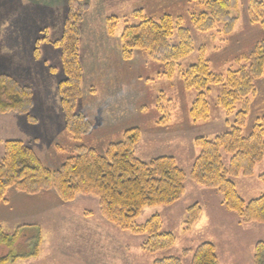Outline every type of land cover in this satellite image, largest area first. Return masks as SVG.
Returning a JSON list of instances; mask_svg holds the SVG:
<instances>
[{
    "label": "rangeland",
    "instance_id": "374dc122",
    "mask_svg": "<svg viewBox=\"0 0 264 264\" xmlns=\"http://www.w3.org/2000/svg\"><path fill=\"white\" fill-rule=\"evenodd\" d=\"M68 1L0 0V74L30 89L33 102L30 119L15 113L0 114V160L4 142L18 140L29 146L45 167L55 170L77 146L65 132L59 97V84L65 75L61 50L56 44L63 34ZM85 3L88 11L81 18L76 43L82 79L76 112L82 111L93 129L81 144L102 154L108 145L122 139L124 131L138 128L140 137L132 148L135 159L148 163L171 157L188 176L199 154L194 141L199 137L213 139L230 131L234 113L241 105L237 103L232 114H225L217 106L222 87L211 85L207 91V120L192 122L189 109L196 91L185 88L181 72L200 58L211 72L223 76L239 66L247 67V58L264 41V27L249 22L247 0H238L237 9L231 13L236 22L229 32L221 23L207 32L195 30L193 18L207 10L189 0ZM134 14L140 17L137 19ZM165 15L179 19L180 26L191 34L192 52L177 63L174 72L165 75L164 64L145 51H136L131 60H123L120 36L124 27L136 25L140 19L158 22ZM112 17L118 22L110 36L107 20ZM176 41L175 31L169 42ZM254 87L256 94L249 98L243 136L249 135L255 117L264 115V75L254 81ZM164 115L169 121L162 126L158 122ZM61 147L68 152L60 151ZM222 159L227 166L229 156L222 154ZM263 172L264 158L250 177L232 178L245 202L262 194L258 176ZM184 188V195L174 205L146 207L135 220L141 226L158 216L161 230L175 237L171 249L154 254L142 251L144 236L120 231L106 221L93 197L78 195L71 202L62 203L53 190L36 196L10 190L5 196L7 202L0 204L1 232L12 235L16 228L26 225L18 241L24 245L33 235L28 228L35 226L41 243L36 258H15L6 264H153L165 257L190 264L193 251L203 243L215 247L219 264H253L255 244L264 243V224H241L237 215L224 208L217 191L196 185L189 178ZM193 205L200 212L186 229V211ZM185 251L188 253L184 255ZM25 253L24 248L0 246V257Z\"/></svg>",
    "mask_w": 264,
    "mask_h": 264
},
{
    "label": "trees",
    "instance_id": "16d2710c",
    "mask_svg": "<svg viewBox=\"0 0 264 264\" xmlns=\"http://www.w3.org/2000/svg\"><path fill=\"white\" fill-rule=\"evenodd\" d=\"M207 11L193 18L192 26L198 32H207L216 24H222L226 32L232 30L236 18L231 13L237 9L238 0H189ZM88 11L85 0H69L68 15L63 34L57 46L61 50V65L65 79L59 84L61 110L65 121V132L76 143V147L55 170L45 167L35 152L23 142H4L3 157L0 160V204H5L6 194L13 190L26 196H36L43 191L53 190L62 203L71 202L75 196H90L97 200L100 215L120 231L146 239L142 251L154 254L171 249L175 237L161 230V221L153 216L139 226L135 220L146 207H170L184 195L187 178L194 184L213 189L222 196L224 208L237 215L241 224H264V172L258 176L263 187L262 194L245 202L237 193L232 178L250 177L255 166L264 158V115L255 117L248 136L242 135V128L248 114L249 98L256 94L254 81L264 75V41L258 43L247 58L248 66L229 70L224 76L211 72L202 58L181 72L186 89H194L196 97L189 109L192 122L208 118L207 91L209 86L220 85L222 91L217 106L227 115L240 103V110L234 113L230 131L213 139L197 138L194 143L199 154L188 176L181 171L171 157H160L148 163L135 159L133 146L140 137L138 128L124 131L119 142L107 146L100 154L95 149L81 144L83 137L92 132L93 125L82 112H76L81 96V67L78 61L76 43L82 16ZM249 22L264 27V3L247 0ZM137 19L140 17L134 14ZM175 20V21H174ZM162 16L158 22L140 19L136 25H126L120 36L122 58L131 60L134 52L145 51L150 57L161 61L166 67L165 75L170 76L177 63L192 52L190 31L180 26L179 19ZM108 34L112 36L116 17L107 20ZM176 31L177 41L170 44L169 38ZM37 43L35 44V46ZM37 53V51H35ZM30 89L20 86L8 75L0 74V114H28L32 109ZM168 115L160 118L164 126ZM60 151H64L62 147ZM67 151V150H66ZM68 152V151H67ZM222 154L229 156L223 164ZM200 209L193 205L186 211V229L197 219ZM18 227L7 235L0 229V246L19 249L27 253L20 256H1L0 264L15 258L34 259L38 256L41 243L40 231L35 226L28 230L33 235L21 245L22 228ZM188 251L184 252V255ZM253 264H264V243L258 242L253 248ZM153 264H182L176 257L157 259ZM190 264H219L215 247L203 243L192 253Z\"/></svg>",
    "mask_w": 264,
    "mask_h": 264
}]
</instances>
